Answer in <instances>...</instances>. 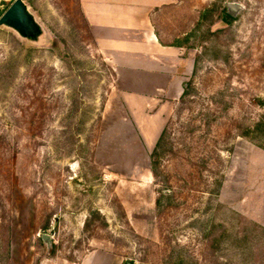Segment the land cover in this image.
<instances>
[{
    "label": "rangeland",
    "instance_id": "rangeland-1",
    "mask_svg": "<svg viewBox=\"0 0 264 264\" xmlns=\"http://www.w3.org/2000/svg\"><path fill=\"white\" fill-rule=\"evenodd\" d=\"M88 1L23 0L35 38L0 25V264L101 247L137 264H264V0L155 8L161 42L181 48L152 55L146 81L118 67Z\"/></svg>",
    "mask_w": 264,
    "mask_h": 264
},
{
    "label": "crops",
    "instance_id": "crops-1",
    "mask_svg": "<svg viewBox=\"0 0 264 264\" xmlns=\"http://www.w3.org/2000/svg\"><path fill=\"white\" fill-rule=\"evenodd\" d=\"M172 2L176 3L175 0H89L87 4L91 10H87V14L90 15L93 9L96 10L100 16L99 25L104 29L108 28V30H111V33H116L112 34V37H116L113 38L114 43L112 44V47L123 54L120 61H118V64H121L118 65V67H124V69L122 68L121 70L134 76L141 73L140 77H145L144 81H146L151 79L149 75H154L150 70L153 69L156 71V68L154 67L156 65V58H152V55L155 56V53L160 55L166 53L177 54L181 48L179 46L161 42V37L152 24L154 9L163 4ZM90 18L92 19L93 17L88 16V19ZM90 24L92 26L93 22L90 21ZM123 32L126 34L130 33L131 38L134 36L133 33L135 32L137 33V38L127 40L125 33ZM136 48L139 49V51ZM138 54H147L148 58L134 57ZM116 67L117 66H115V68ZM144 85V87H148L146 86V82ZM148 88L150 92L151 90L157 91V88ZM182 91L183 84L182 88L178 91V96L182 94ZM144 92L148 91L145 90ZM53 264L137 263L133 261L131 262L130 260L127 261V259L113 252L111 249L101 247L90 249L76 259H61L59 260V263Z\"/></svg>",
    "mask_w": 264,
    "mask_h": 264
},
{
    "label": "water",
    "instance_id": "water-1",
    "mask_svg": "<svg viewBox=\"0 0 264 264\" xmlns=\"http://www.w3.org/2000/svg\"><path fill=\"white\" fill-rule=\"evenodd\" d=\"M237 4H229L232 11L238 9ZM0 25L13 28L21 37L35 38L39 34V24L28 10L23 0H13L0 16Z\"/></svg>",
    "mask_w": 264,
    "mask_h": 264
},
{
    "label": "trees",
    "instance_id": "trees-1",
    "mask_svg": "<svg viewBox=\"0 0 264 264\" xmlns=\"http://www.w3.org/2000/svg\"><path fill=\"white\" fill-rule=\"evenodd\" d=\"M186 96H187V94L183 90L182 91V94L180 95V102L181 103H182V101L185 100ZM169 128L170 127H168L166 124H165V126H163V128H162V130H161V132H160V134H159V136H158V138H157V140H156V142L154 144V147L152 149L151 156H150V160H151V171H152L153 176L156 175V168H157L158 162H159L158 150L160 149V146L164 142L165 138L168 136Z\"/></svg>",
    "mask_w": 264,
    "mask_h": 264
}]
</instances>
